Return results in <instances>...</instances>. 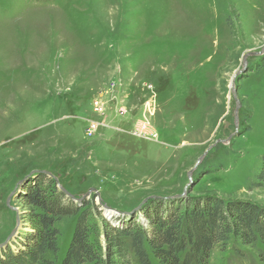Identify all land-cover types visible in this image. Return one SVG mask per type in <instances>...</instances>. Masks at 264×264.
<instances>
[{"label":"rangeland","instance_id":"obj_1","mask_svg":"<svg viewBox=\"0 0 264 264\" xmlns=\"http://www.w3.org/2000/svg\"><path fill=\"white\" fill-rule=\"evenodd\" d=\"M263 49L264 0H0V245L20 220L0 259L25 249L36 212L21 195L43 181L72 213L56 225L54 264L81 215L102 247L119 213L146 224L152 199L131 212L148 198L264 209V186L253 187L264 160ZM112 86L124 116L113 103L92 110ZM32 172L52 177L22 182ZM60 189L76 200L93 191L77 202ZM243 252L216 249L206 264H264L262 246Z\"/></svg>","mask_w":264,"mask_h":264},{"label":"trees","instance_id":"obj_2","mask_svg":"<svg viewBox=\"0 0 264 264\" xmlns=\"http://www.w3.org/2000/svg\"><path fill=\"white\" fill-rule=\"evenodd\" d=\"M42 179L44 177L42 176ZM40 182L26 188L21 199L36 213L29 220L25 249H10L0 264H54L59 252L56 225L72 216L58 198L48 197ZM264 186V160L254 177V188ZM146 215V224L123 218L118 227L105 228V246L90 242L86 216L77 219L70 246L61 264H206L216 249L232 250V258H244L243 249L264 248V209L252 202L209 198L197 204L174 203L164 207L159 200ZM183 205V206H182ZM243 252V253H242Z\"/></svg>","mask_w":264,"mask_h":264},{"label":"built area","instance_id":"obj_3","mask_svg":"<svg viewBox=\"0 0 264 264\" xmlns=\"http://www.w3.org/2000/svg\"><path fill=\"white\" fill-rule=\"evenodd\" d=\"M111 103H113V105H115V111H116L118 116H124L127 113V111L124 108H122V107L118 108L119 106H121V101H120V98L118 97V95L116 94V92L113 91V86L108 91H105L104 93H100L93 100L92 110L94 112H100V111H102L103 108H105V106L107 104H111ZM152 109L153 108L151 107V102L150 101L147 102L145 105V110L148 112V114L150 113V111H152ZM145 120H146V118H145ZM87 121H89V120H87ZM98 126H99V124H98ZM95 131H96V124L90 122V125L87 126L86 133L89 136H91V134L94 133ZM137 131H138V134H136V132H134L135 135H138L137 137L146 139V133H148L150 131V128L145 123V126L142 125L141 127H138ZM151 138L154 140L157 139V137H155L154 135H151Z\"/></svg>","mask_w":264,"mask_h":264},{"label":"water","instance_id":"obj_4","mask_svg":"<svg viewBox=\"0 0 264 264\" xmlns=\"http://www.w3.org/2000/svg\"><path fill=\"white\" fill-rule=\"evenodd\" d=\"M263 52H264V49H263ZM261 54H263V53H260V55H261ZM249 55H250V54H245V55L243 56V62H244V67H243V69H242L240 72H238L237 74H235V75L232 77V79H231L230 86H231V91H232L233 94H235L234 83H235V81H236L238 75H241V74L245 73V71H246V63H245V60H246L247 56H249ZM256 55H258V54H256ZM234 100H236V99H235V96H234ZM39 173H43V172H32L29 176H27L26 178H24L22 182L26 181V180H27L29 177H31L33 174H39ZM43 174L47 175L48 177H52L50 174H48V173H46V172H44ZM189 175H190V174H189ZM22 182H21V183H22ZM21 183H20V184H21ZM60 190H61V192H62L63 194H65V196H66L67 198H69V199L72 200V201H77V202H81L83 199L87 198V197L89 196V194L93 191V190L89 191V192H88L86 195H84L81 199L76 200V199H74L72 196H70L68 193H66L65 191H63L62 189H60ZM12 195H14V192L12 193ZM180 197H181V196H180ZM150 199L154 200V198H148V199H146L145 201L142 202V204H141V205H140L135 211L131 212V214H132V213H136V212L141 208V206H143V205H144L148 200H150ZM7 205H8V204H7ZM11 210L17 212L16 209H11ZM108 212H111V211H108ZM114 213L116 214V212H114ZM128 214L130 215V213H123V214H122V213H119L118 215H122V217L125 218V216H129ZM16 221H17V223H16V228H15L14 231L10 234V236L4 241V243H2V244L0 245V250L6 248V247L10 244L11 240H13V238L15 237V235H16V230L18 229V227H19V225H20V220H19V217H18V216H17Z\"/></svg>","mask_w":264,"mask_h":264}]
</instances>
